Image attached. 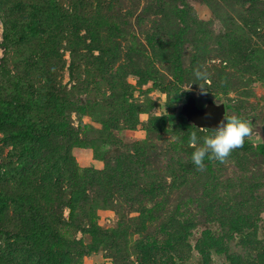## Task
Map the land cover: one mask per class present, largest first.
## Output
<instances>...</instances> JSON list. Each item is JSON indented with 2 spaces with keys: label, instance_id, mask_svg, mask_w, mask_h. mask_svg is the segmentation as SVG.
<instances>
[{
  "label": "rangeland",
  "instance_id": "1",
  "mask_svg": "<svg viewBox=\"0 0 264 264\" xmlns=\"http://www.w3.org/2000/svg\"><path fill=\"white\" fill-rule=\"evenodd\" d=\"M1 102L0 264H264V0H0ZM191 102L252 137L197 170Z\"/></svg>",
  "mask_w": 264,
  "mask_h": 264
},
{
  "label": "clouds",
  "instance_id": "2",
  "mask_svg": "<svg viewBox=\"0 0 264 264\" xmlns=\"http://www.w3.org/2000/svg\"><path fill=\"white\" fill-rule=\"evenodd\" d=\"M194 76L198 81L207 82L210 80L207 69L200 67L194 70ZM198 85L199 94L206 95L208 90L204 84ZM188 90H191V86ZM212 133V135L203 137L202 143L195 132L190 134L188 142L194 148L191 159L197 170L205 169L206 159L221 164L226 163L231 154L243 147L245 141L252 137L253 122L238 115H225L218 126L212 130Z\"/></svg>",
  "mask_w": 264,
  "mask_h": 264
},
{
  "label": "trees",
  "instance_id": "3",
  "mask_svg": "<svg viewBox=\"0 0 264 264\" xmlns=\"http://www.w3.org/2000/svg\"><path fill=\"white\" fill-rule=\"evenodd\" d=\"M38 26L35 23H28L25 26V30L28 32L29 35H36L38 33ZM3 38L5 41H9L11 39H13V33H12V29L8 28V24L5 23V31L3 34ZM2 105H7V104H3V102H1ZM1 115L0 116V121L1 122H8V123H12L15 125H18L22 122H24L23 119H19V118H14V115L11 113H8V110H5L4 108H1ZM182 124H186V119L182 117ZM34 124H30L27 128H25L24 130H19V135L22 138L26 139V143H25V147L27 148L28 146H31L32 141H34L36 139V132L34 131ZM8 200H10V195L9 194H5V193H0V203H7ZM23 200V199H22ZM74 209V208H72ZM46 230V228H44ZM47 231V230H46ZM44 231L40 234V237H44L47 238V232Z\"/></svg>",
  "mask_w": 264,
  "mask_h": 264
},
{
  "label": "water",
  "instance_id": "4",
  "mask_svg": "<svg viewBox=\"0 0 264 264\" xmlns=\"http://www.w3.org/2000/svg\"><path fill=\"white\" fill-rule=\"evenodd\" d=\"M183 113L187 120L195 124L198 128L210 130L215 129L225 117L223 105L215 106L210 104L205 109L199 110L193 102L185 106Z\"/></svg>",
  "mask_w": 264,
  "mask_h": 264
}]
</instances>
